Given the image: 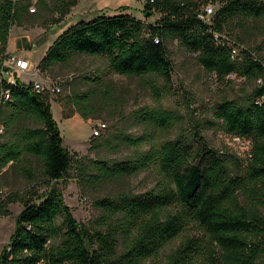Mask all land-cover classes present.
Returning <instances> with one entry per match:
<instances>
[{"label": "trees", "instance_id": "obj_1", "mask_svg": "<svg viewBox=\"0 0 264 264\" xmlns=\"http://www.w3.org/2000/svg\"><path fill=\"white\" fill-rule=\"evenodd\" d=\"M49 1L59 14L55 22L60 23L81 0H38L33 13L32 0H0V59L7 52L11 29L23 26L38 9L47 10ZM134 1H145L144 13L161 18L149 24L133 15L103 14L78 22L55 40L39 69L47 72L76 56L105 57L115 74L157 76L171 84L174 69L168 44L177 41L219 79L237 75L256 81L264 76V57L258 61L248 49L242 59L234 58L228 42L217 37L225 34L243 46V40L235 41L228 29L235 19H263L264 0ZM210 4L214 14L204 21L200 12ZM102 82L97 81L92 92L75 96L74 104L86 120L94 113L82 108L96 106L93 98ZM149 84L159 99V90ZM5 87L9 98L1 101L6 104L2 134L5 131L11 139L0 143V184L6 168L19 167L24 177L33 180L31 167L23 161L30 156L38 160L49 190L37 201L16 196L11 200L24 202V209L0 264H143L196 227L202 235L187 237L167 264H264V86L255 88L244 104L226 100L213 110L211 126L251 141L245 162L211 148L198 130L190 138L155 145L151 132L172 129L180 118L163 109L140 111L136 120L147 132L136 139L127 136L125 141L136 148L150 144V149L130 163L110 166L91 161L96 174L90 182L106 185L149 168L156 169L161 179L157 189L100 201L105 231L77 222L62 191L51 185L68 175L74 156L64 147L47 95L35 93L32 84L6 82ZM22 119L35 120L42 127L24 128Z\"/></svg>", "mask_w": 264, "mask_h": 264}, {"label": "rangeland", "instance_id": "obj_2", "mask_svg": "<svg viewBox=\"0 0 264 264\" xmlns=\"http://www.w3.org/2000/svg\"><path fill=\"white\" fill-rule=\"evenodd\" d=\"M99 1L81 0L77 5L79 10L73 14V17L81 15L80 22H89L100 14L114 15L128 12L149 24H154L161 18L157 13L149 17L144 13L145 1L108 0L111 4H105L101 0L100 5L97 4ZM193 1L200 4L205 2V0ZM68 15L62 22L56 23L55 19L59 14L53 11V2L49 1L47 10L38 9L35 16L23 26H14L11 29L13 31L10 48L16 47L21 54L19 56L25 55L33 63L34 68L39 69L38 65L42 63L50 46L68 26L76 22L72 16L68 18ZM22 30L31 35L22 36ZM228 32L235 41H238L237 37L241 38L243 47L253 51L256 58L260 60L264 57V18L257 21L235 19ZM168 47L174 69L171 84H167L164 79L157 76L129 78L115 74L109 69V62L105 57L76 56L68 64L59 65L40 75L39 80L45 85L46 90L53 86L61 89L60 93L47 95V99L61 131L64 147L74 156L73 166L68 175L51 185L62 191L64 201L70 207L77 222L92 230H106L102 226L105 211L99 207L100 201L115 199L123 193L136 195L158 188L161 177L153 168L140 170L135 175L120 178L106 185L90 182L93 173L96 174L91 170V161H104L110 166L130 163L150 149V144L136 148L130 147L125 141L127 136L136 139L147 132L146 126L136 120V115L140 111L163 109L173 112L180 118L172 129L151 132V141L155 145L180 138H190L198 130L211 148L231 153L243 162L249 157L250 141L236 142L233 136L219 126H211L210 123L214 121L213 110L216 105L226 100L244 104L255 88H261L259 79L248 81L237 75L224 80L219 79L205 71L198 64L196 57L186 52L177 41L170 42ZM18 79L28 82L26 76ZM101 80L103 82L100 93L93 98L96 106L82 108L86 113H94L93 117L86 120L79 112L78 106L74 104L75 96L92 92L94 84ZM150 82H153L159 90V99L154 95ZM107 88L110 90L108 96L104 94ZM5 111L6 104H1L2 132L4 122L1 119ZM99 122L104 123L107 129L99 136H93L94 128ZM20 126L27 129L42 127L31 119H22ZM9 139L11 137L6 135L5 131L4 134H0V143ZM23 161L24 165L31 167L35 176L33 180L24 177L19 167L6 168L4 173L7 174L0 184V255L10 242L15 232L17 217L24 209V202L11 200L16 196L24 201L31 199L37 201V197L49 190L45 178L40 174L38 160L25 156ZM32 162L33 166H30ZM198 235H202V232L197 227L186 230L184 236L171 242L157 258L143 264L156 262L167 264L170 254L175 252L187 237ZM119 252L121 253V249Z\"/></svg>", "mask_w": 264, "mask_h": 264}, {"label": "built area", "instance_id": "obj_3", "mask_svg": "<svg viewBox=\"0 0 264 264\" xmlns=\"http://www.w3.org/2000/svg\"><path fill=\"white\" fill-rule=\"evenodd\" d=\"M38 0H32V5L30 7V12L33 13V7H37ZM214 14V7L213 5H207L204 9L200 12V18L204 21L208 20ZM219 37L220 42L226 41L231 47V54H233L234 58H241L242 52L244 50L248 51L245 47L238 45L234 41H232L229 36L225 34H217ZM159 42L156 39V43ZM253 54V53H251ZM258 61H260L258 59ZM1 64V71H0V105L1 101H6L8 98V91H6V82H14L17 85L19 82L29 85L32 84L34 88V92L38 94L50 95V94H57L61 92L60 87L53 86L46 90L45 85L39 80L40 75L42 74L41 69L34 68L33 64L26 58L17 56V55H10L6 52L5 56L0 59ZM26 76L28 78V82L21 81L18 78ZM215 76V75H213ZM216 77V76H215ZM5 84V85H4ZM259 86H264V76L259 78ZM264 100V98H263ZM107 129V126L104 123L99 122L97 126L94 128L93 136H99L102 131ZM0 134H2V129H0ZM236 142H243L247 139L242 138L237 135H232ZM250 141V140H248ZM252 151V143L250 141V148L248 149V155Z\"/></svg>", "mask_w": 264, "mask_h": 264}, {"label": "crops", "instance_id": "obj_4", "mask_svg": "<svg viewBox=\"0 0 264 264\" xmlns=\"http://www.w3.org/2000/svg\"><path fill=\"white\" fill-rule=\"evenodd\" d=\"M101 1V0H100ZM98 2L97 4H101V2ZM104 2H105V4H111V2L110 1H108V0H103ZM129 2H135L134 0H128ZM104 4V3H103ZM98 5V6H99ZM79 6H76V7H74L73 9H72V13L70 14V15H68V18H71V16L73 17V14H75V12H77L78 10H79V8H78ZM120 14H128V15H133V16H135L133 13H128V12H126V13H119V14H114V15H108L107 14V16H116V15H120ZM100 15H103V14H100ZM100 15H98V16H100ZM136 17V16H135ZM74 18V21H76V22H74V24H72V25H75V24H77L78 22H80L79 20H81L82 19V16L81 15H79L78 17H73ZM72 25H70V26H72ZM70 26H68L67 28H69ZM66 28V29H67ZM13 31V30H12ZM12 31H11V33H10V36H9V41H8V46H7V51L10 53V54H17L18 56L19 55H21L19 52H18V50H17V48L15 47V49H11L10 48V46H9V43H10V39H11V35H12ZM21 34H22V36H30L31 34L30 33H28V32H24L23 30L21 31ZM51 47V46H50ZM21 57H24V58H26L25 57V55H22ZM27 59V58H26ZM33 64V63H32Z\"/></svg>", "mask_w": 264, "mask_h": 264}, {"label": "water", "instance_id": "obj_5", "mask_svg": "<svg viewBox=\"0 0 264 264\" xmlns=\"http://www.w3.org/2000/svg\"><path fill=\"white\" fill-rule=\"evenodd\" d=\"M150 15H151V14H150V13H148V15H147V16L149 17Z\"/></svg>", "mask_w": 264, "mask_h": 264}, {"label": "bare ground", "instance_id": "obj_6", "mask_svg": "<svg viewBox=\"0 0 264 264\" xmlns=\"http://www.w3.org/2000/svg\"><path fill=\"white\" fill-rule=\"evenodd\" d=\"M8 98H9V96H8Z\"/></svg>", "mask_w": 264, "mask_h": 264}]
</instances>
